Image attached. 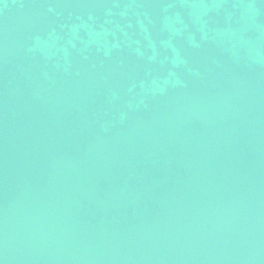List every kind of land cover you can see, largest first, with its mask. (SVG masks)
<instances>
[{"label":"water","instance_id":"water-1","mask_svg":"<svg viewBox=\"0 0 264 264\" xmlns=\"http://www.w3.org/2000/svg\"><path fill=\"white\" fill-rule=\"evenodd\" d=\"M0 264H264V0H0Z\"/></svg>","mask_w":264,"mask_h":264}]
</instances>
